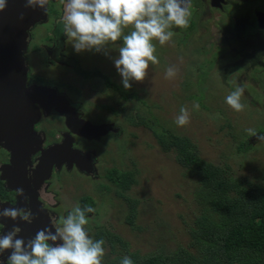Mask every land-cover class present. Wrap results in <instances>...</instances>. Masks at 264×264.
<instances>
[{
	"label": "rangeland",
	"instance_id": "374dc122",
	"mask_svg": "<svg viewBox=\"0 0 264 264\" xmlns=\"http://www.w3.org/2000/svg\"><path fill=\"white\" fill-rule=\"evenodd\" d=\"M191 13L187 28L172 29L175 35L171 41L163 46L154 41V55L159 63H150L144 81H131L130 89L123 87L113 62L122 41L109 45L107 54L104 51L77 53L58 23L62 15L60 0H49L46 24L35 25L26 38V47L35 44L33 49L38 50L33 54L29 53L32 49L27 52L31 68L29 91L38 95L34 98L43 101L46 95L62 94L66 98L69 95L70 100H67L78 101L76 104L84 112L83 119L75 120L68 118L73 108L67 112L69 123L70 120L76 122L82 132L78 134L71 128L72 134L78 137L76 144L69 133L70 137L53 143L35 129L36 143L46 145L45 150H48L40 154V167L36 168L40 173V168L46 165L47 172L41 176L43 184L38 192L41 195L43 192L47 201L56 200L52 212L48 205L55 217L57 213L59 218L66 216L77 203L93 208L94 212L87 214L86 226L93 239H97L96 233L101 229L119 236L123 243L106 247L102 264L114 257L129 256L135 250L146 254L159 249L171 250L178 243L186 244L187 229L202 211L196 202L200 188L198 178L175 161L174 151L163 152L157 143L155 134L160 135L163 129L188 138L201 158L228 166L230 176L244 185L264 186V142L257 136L249 137L246 131L253 128L264 134V20L259 19L264 17V0H191ZM249 17L254 21L250 22ZM130 30L131 26L124 31ZM44 45L58 51L57 63L42 49ZM21 52L25 62V50ZM6 57L8 59V54ZM171 64L177 65L179 71L174 78L166 79V67ZM10 73L6 66L0 67V74ZM45 77L55 93L47 90L49 92L43 94L45 88L32 86L40 85ZM26 81V76L18 73L11 82V86L19 84L17 97L23 102ZM6 86L7 83L0 80V112L9 108L17 111V97H9L5 93ZM238 86L245 89L241 103L246 107L240 112L225 102V97ZM54 102L52 100L51 104ZM193 102L199 103L198 111L192 109ZM42 103L47 110L48 105L54 107ZM182 106L191 113L190 123L178 127L174 118ZM32 118L35 122L39 119L34 114ZM8 123L12 125L11 117ZM38 127L45 129L48 125L40 123ZM76 145L80 149L75 148ZM72 150L91 155L88 172L79 168L84 166V159L73 163ZM32 151L37 150L32 147ZM63 158L67 166L63 165L61 170L59 165L65 162L59 160ZM45 159L47 164H43ZM52 165L58 170L55 181L51 178ZM112 168L117 173L128 171L133 176L131 184L121 194L110 180ZM14 185L20 186L19 183ZM34 187L37 191V186ZM28 190L30 193V188ZM25 195L29 203L32 202L34 213L37 214L39 208L43 215L42 203L34 192L32 195L25 192ZM8 207L20 208L12 204L3 206L2 210ZM131 211L135 213L133 224L126 221ZM42 219L48 223L43 228L49 229V220ZM23 224L22 219L14 222L15 227ZM37 230L35 226V232ZM102 236L106 238L107 234ZM30 238L27 235L26 242Z\"/></svg>",
	"mask_w": 264,
	"mask_h": 264
},
{
	"label": "clouds",
	"instance_id": "9594fccd",
	"mask_svg": "<svg viewBox=\"0 0 264 264\" xmlns=\"http://www.w3.org/2000/svg\"><path fill=\"white\" fill-rule=\"evenodd\" d=\"M49 0H25L26 8H40L47 12ZM8 0H0V11L7 7ZM62 15L58 23L73 49L77 52L104 51L117 41H122L118 56L113 62L125 89L132 87L131 81L142 82L151 65L159 63L156 43L163 46L175 35L172 29L187 28L191 17V0H60ZM23 19V13L21 14ZM131 30L125 33V29ZM179 69L171 64L166 67L165 78H174ZM244 86H238L226 97L225 102L234 111H243L241 103ZM192 109L198 111L199 103ZM191 113L182 106L174 123L178 127L190 123ZM249 137L257 136L264 142V134L253 128L246 129ZM31 175V172H29ZM16 196L25 195L23 188L15 189ZM41 198L44 199L42 192ZM94 209L77 203L66 216L59 218L55 231L39 230L28 239L17 238L20 227H13L0 235V254L11 250L6 264H102L105 256L104 239H93L87 230L88 213ZM0 217L31 223V209L8 207L0 211ZM120 264H134L130 256H123Z\"/></svg>",
	"mask_w": 264,
	"mask_h": 264
},
{
	"label": "trees",
	"instance_id": "16d2710c",
	"mask_svg": "<svg viewBox=\"0 0 264 264\" xmlns=\"http://www.w3.org/2000/svg\"><path fill=\"white\" fill-rule=\"evenodd\" d=\"M167 131L155 134L157 143L163 152L174 151L175 161L198 178L196 202L202 211L187 229L186 244L146 254L135 250L129 253L134 264H264V186L244 185L230 176L228 166L204 160L188 138ZM110 180L121 194L133 176L112 168ZM134 217L131 211L127 223L133 224ZM96 235L105 240L104 247L123 243L117 234L105 229ZM105 264H120V258Z\"/></svg>",
	"mask_w": 264,
	"mask_h": 264
},
{
	"label": "flooded vegetation",
	"instance_id": "af4514ba",
	"mask_svg": "<svg viewBox=\"0 0 264 264\" xmlns=\"http://www.w3.org/2000/svg\"><path fill=\"white\" fill-rule=\"evenodd\" d=\"M258 6L259 5L255 7L256 16L258 15L259 12ZM19 18L20 15L17 13V16L15 17L13 23L11 24V29L16 27ZM248 19L250 22L254 21L252 17H249ZM259 19L264 20V17H260ZM37 24H42V22ZM33 27H31V29ZM31 29L29 30L30 33H31ZM254 45H256V47L258 46L255 43ZM35 46H36L35 44L32 45L27 44L26 50L24 52L25 54L23 53V56L25 58V63L28 66V71L27 74L25 75L27 81H26V85H24L25 87L24 92H22V96L24 97V102L21 101L19 97H17L20 93V86L18 83H16L17 88L16 89L13 88L14 93L12 95L7 93L9 88L7 86L5 88V93L9 97L11 98L17 97L15 103L16 105L19 106V109L17 111L14 110L12 114L11 126L8 123V120L10 119L9 114L0 112V211H2L3 206H9L12 204H17L20 208L26 207L27 209L29 208L31 209V212L34 217L32 222L28 223L24 221V224L20 227L21 231L17 234V238H23L25 241L27 235L33 238L39 230L45 229L43 228V225L48 223L46 220L42 218H47L49 220V224H50L49 229L51 230V228L55 227V224L57 223V218H59L60 216L59 213L56 214L57 217H55L54 214L51 213L53 210L52 207L56 205V200L54 198H51L49 201H47L45 198L42 199L41 192H38L39 187L43 184L42 183L43 179L41 176L47 172L45 170L46 165L40 168V173L39 170H37L36 168L41 163L40 154H45L48 150H45L46 145H40V144L38 145L36 143L38 141V137L35 133V129L38 130L40 135L44 136L45 140H51L53 143H60L61 141H63L65 137L71 136L72 141L76 144L78 137L75 134H72L71 128L76 129L75 131L78 132V134L81 132V130H78L79 128H77L76 122L72 123V121L70 120L69 123L68 120L70 118L73 120L77 118L83 119L81 115L84 114L81 106L79 104H76L78 101H76L75 103H70L67 100V104L63 109H60L58 107L48 106L49 110H47L46 107L42 106L40 102H36V101H33L32 103L28 102L30 99L34 97H38L34 92L29 91L31 82L29 81L28 78L29 74L31 73V68L28 63L29 60L27 57V52L30 49H32L29 52L30 54L37 52L38 50L33 49ZM42 49L46 50L49 53V56L53 57V59H55L56 60L55 62L57 63L56 54L58 51L54 52L53 49L47 45L42 46ZM11 76H13V74H11ZM38 77L44 78V76H38ZM47 79L48 78L45 77L43 81H40L38 83L40 85L37 86L51 88V85L49 84L50 82ZM49 91L45 90L43 94ZM57 93H60V91H58ZM43 94L42 95L40 94L39 97L42 98ZM68 96L67 98L69 99ZM75 105L78 106L76 107ZM70 108H73L72 110L73 113H71L68 117L69 119H67V112L70 110ZM48 111L51 113H49ZM33 114L39 117V119L36 122L32 118ZM40 123H47L48 127H46L45 129L40 128L38 127ZM55 123H59V125L56 126ZM81 126H84L83 123L81 124ZM64 131H66L65 134H63ZM68 133L70 134V136ZM32 147L36 148L37 151L33 152ZM75 148L80 149V147H78L77 145ZM82 159L83 158H77L76 160L74 159L71 160L73 161V163L78 164L79 162H81ZM46 161L47 160L45 159L43 164H47ZM62 161H64L65 163L59 165L61 170L63 168V165L67 166L66 159L63 158V160L62 159L59 160V162ZM50 171H51V178L53 179V181H55V179L58 177V170L54 169V166L52 165ZM29 172H31V175H29ZM45 181L46 180H44V182ZM14 183H19L20 186L18 188H23L24 192H28V194L30 195H32V192H34L35 196L39 198L38 201L42 203L43 215H40L39 208L37 205L36 206L38 208V213L35 214L34 213L35 208L32 202L29 203V200L27 202L24 201L25 199L23 196H16L15 189H17V187L14 185ZM34 186H37V191ZM28 188H30V193ZM13 195L14 198H12ZM48 205L50 206L51 212L48 210ZM18 219L19 218H17L14 221L12 220L7 221L3 217H0V235L6 234L8 231L12 230V228L15 227L14 222L17 221ZM1 223H4V225L2 226ZM35 226L36 227L38 226V230L36 232H35ZM10 251L11 250H7V252L4 255L0 254V264H6V260L8 255L10 254Z\"/></svg>",
	"mask_w": 264,
	"mask_h": 264
},
{
	"label": "water",
	"instance_id": "95a60500",
	"mask_svg": "<svg viewBox=\"0 0 264 264\" xmlns=\"http://www.w3.org/2000/svg\"><path fill=\"white\" fill-rule=\"evenodd\" d=\"M17 13L20 15V17L23 13V19L19 18L16 27L11 29V24L17 16ZM47 17L46 11L43 9L26 8L25 0H8L7 7L3 11H0V67L6 66L11 72L10 74H0V80H3L7 83V87L9 88L7 93L11 95L14 93L13 88H17L16 84L15 86H11V82L16 79V75L18 73H22L24 75L27 74V65L23 60L21 51L26 50V38L28 36V32L35 24L45 22ZM10 48L12 49L11 52ZM6 54H8V59ZM11 74H13V76H11ZM32 86L35 87V89L42 88L37 85ZM45 90H51V92L55 93L53 88H45ZM53 96L54 95H52V97L50 95H46V98L43 101H40L37 98H32L28 102L32 103L33 101H38L43 106L44 104L42 102H46L54 107L63 109L67 104V98L62 94H56V97ZM52 100L55 102L51 104ZM1 112L7 113L9 114V117H12L14 109L9 108V110ZM71 155L72 159L74 160H76V156H83L84 166L82 168L79 166V168L82 170L85 169L84 171L87 172L90 170L92 162H90L91 155L89 153L80 154L79 151L72 150Z\"/></svg>",
	"mask_w": 264,
	"mask_h": 264
},
{
	"label": "crops",
	"instance_id": "0c3cea01",
	"mask_svg": "<svg viewBox=\"0 0 264 264\" xmlns=\"http://www.w3.org/2000/svg\"><path fill=\"white\" fill-rule=\"evenodd\" d=\"M47 22V21H46ZM46 22H42V24H46Z\"/></svg>",
	"mask_w": 264,
	"mask_h": 264
}]
</instances>
